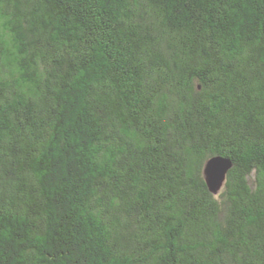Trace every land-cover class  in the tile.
<instances>
[{"label": "trees", "instance_id": "16d2710c", "mask_svg": "<svg viewBox=\"0 0 264 264\" xmlns=\"http://www.w3.org/2000/svg\"><path fill=\"white\" fill-rule=\"evenodd\" d=\"M0 264H264V0H0Z\"/></svg>", "mask_w": 264, "mask_h": 264}, {"label": "water", "instance_id": "95a60500", "mask_svg": "<svg viewBox=\"0 0 264 264\" xmlns=\"http://www.w3.org/2000/svg\"><path fill=\"white\" fill-rule=\"evenodd\" d=\"M232 167V160L223 156L211 157L206 162L204 177L211 193L218 195L222 191L227 175Z\"/></svg>", "mask_w": 264, "mask_h": 264}]
</instances>
